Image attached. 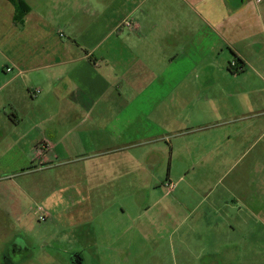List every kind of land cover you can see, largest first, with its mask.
<instances>
[{
	"label": "crops",
	"instance_id": "crops-1",
	"mask_svg": "<svg viewBox=\"0 0 264 264\" xmlns=\"http://www.w3.org/2000/svg\"><path fill=\"white\" fill-rule=\"evenodd\" d=\"M24 1L29 11L15 20L17 3L0 0V173L12 169L10 184L60 159L120 150L122 133L111 126V138L96 140V130L131 103L159 105L163 92L188 106L216 91L224 117L251 121L229 134L264 137L255 126L264 117V0ZM126 18L135 27L117 29ZM36 161L46 166L26 169Z\"/></svg>",
	"mask_w": 264,
	"mask_h": 264
},
{
	"label": "rangeland",
	"instance_id": "rangeland-1",
	"mask_svg": "<svg viewBox=\"0 0 264 264\" xmlns=\"http://www.w3.org/2000/svg\"><path fill=\"white\" fill-rule=\"evenodd\" d=\"M179 93L108 118L94 138H111V126L124 136L108 156L60 159L15 184L1 172L0 264H75L79 250L84 264H264V137L229 134L251 121L224 117L216 91L188 106ZM10 248L23 250L12 262Z\"/></svg>",
	"mask_w": 264,
	"mask_h": 264
},
{
	"label": "built area",
	"instance_id": "built-area-1",
	"mask_svg": "<svg viewBox=\"0 0 264 264\" xmlns=\"http://www.w3.org/2000/svg\"><path fill=\"white\" fill-rule=\"evenodd\" d=\"M123 27H127V28H131V29H132V28L135 27V23H134L131 19L126 18V19H124V20L121 21V23L119 24V26H118L117 29H121V28H123ZM239 66H240L239 63H238L236 60H234V61H232V62L230 63V67H231V68H237V69H240L241 67H239ZM8 70H11V68H8ZM36 92H39V90L37 89ZM41 146H42V145H40L39 148H41ZM43 147H44V146H43ZM39 150L42 152L41 149H39ZM45 216H46V214H42V215H41V218H44Z\"/></svg>",
	"mask_w": 264,
	"mask_h": 264
},
{
	"label": "trees",
	"instance_id": "trees-1",
	"mask_svg": "<svg viewBox=\"0 0 264 264\" xmlns=\"http://www.w3.org/2000/svg\"><path fill=\"white\" fill-rule=\"evenodd\" d=\"M17 3V10L15 12V20H20L28 11L29 6L24 0H14Z\"/></svg>",
	"mask_w": 264,
	"mask_h": 264
},
{
	"label": "flooded vegetation",
	"instance_id": "flooded-vegetation-1",
	"mask_svg": "<svg viewBox=\"0 0 264 264\" xmlns=\"http://www.w3.org/2000/svg\"><path fill=\"white\" fill-rule=\"evenodd\" d=\"M22 251L23 250L22 249H19V248L18 249H14V251H13V248H10L9 251H8V254L6 255L7 260H9L10 262H12L13 254L14 253H18V252L19 253H22ZM78 258H79V253L78 252L77 253L75 252L71 256V261H73V262L78 261L79 260Z\"/></svg>",
	"mask_w": 264,
	"mask_h": 264
}]
</instances>
